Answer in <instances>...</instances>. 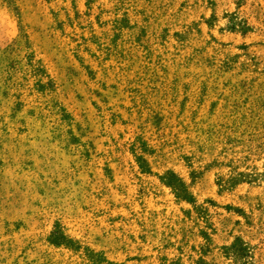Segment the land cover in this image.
<instances>
[{"label": "rangeland", "instance_id": "rangeland-1", "mask_svg": "<svg viewBox=\"0 0 264 264\" xmlns=\"http://www.w3.org/2000/svg\"><path fill=\"white\" fill-rule=\"evenodd\" d=\"M235 237L264 264V0H0V264H237Z\"/></svg>", "mask_w": 264, "mask_h": 264}, {"label": "trees", "instance_id": "trees-1", "mask_svg": "<svg viewBox=\"0 0 264 264\" xmlns=\"http://www.w3.org/2000/svg\"><path fill=\"white\" fill-rule=\"evenodd\" d=\"M137 161L139 162L140 166H142V160L140 157L137 158ZM159 179L165 186L171 189L178 200L191 204L194 203L193 196L188 191L185 182L175 172L168 170L164 174L160 175ZM48 241L55 246L64 245L73 249H75L77 246V242L68 237L60 229L59 224H56L51 230L48 236ZM225 251L228 253L227 255L232 256L237 264H247L249 247L240 237H235L232 243L225 247Z\"/></svg>", "mask_w": 264, "mask_h": 264}]
</instances>
